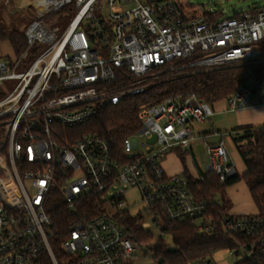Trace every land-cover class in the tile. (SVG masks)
Here are the masks:
<instances>
[{
  "label": "built area",
  "instance_id": "obj_1",
  "mask_svg": "<svg viewBox=\"0 0 264 264\" xmlns=\"http://www.w3.org/2000/svg\"><path fill=\"white\" fill-rule=\"evenodd\" d=\"M70 3L75 14L57 35L43 17ZM33 5L25 48L12 63L0 61V82L17 80L0 98V264H133L135 251L149 249L130 235L126 217L144 233L156 226L158 238L166 224L182 221L222 238L220 247L186 264H216L219 251L230 264H264V216L227 209L214 216L211 209L226 200L224 189L201 197L183 170H163L168 153L190 151L193 124L213 114L195 92L143 106L140 126L122 140L120 154L96 132L76 137L61 129L152 83L226 66L246 67L223 98L229 110L246 108L256 91L264 99V72L258 71L264 68V5L211 17H187L173 0ZM120 70L124 77L116 83ZM255 130L264 143V124ZM189 174L196 180L213 174L224 188L237 175L222 142L207 145L203 171ZM130 188L138 195L128 204ZM53 197L69 216L58 247L50 239Z\"/></svg>",
  "mask_w": 264,
  "mask_h": 264
},
{
  "label": "trees",
  "instance_id": "obj_2",
  "mask_svg": "<svg viewBox=\"0 0 264 264\" xmlns=\"http://www.w3.org/2000/svg\"><path fill=\"white\" fill-rule=\"evenodd\" d=\"M237 14V13H234ZM233 14V15H234ZM203 16H222L221 13H202ZM0 40H7L13 47L15 55H18L26 46L24 30L12 29L6 31L0 22ZM241 66H226L211 71L198 72L178 77L167 78L159 82L148 85L144 91L135 95H127L116 104L108 105L98 111V113L85 123L76 127L61 128L63 131L71 132L73 136L80 137L83 134L96 132L110 143L115 153H121L122 140L129 134L134 133L140 126L139 111L145 105H153L183 92H195L200 99L207 103H213L228 96L232 91L234 82L242 69ZM264 72V68H258ZM124 74L122 70L118 72L116 80H122ZM240 136L243 143L238 142V138H233V142L239 152L246 170L240 176L244 180L251 199L253 200L257 214L264 216V143L260 132L255 129L245 128ZM59 142H63L60 138ZM182 157V156H181ZM184 163V158H181ZM183 164V168H184ZM183 174L190 181L192 189L201 197H207L214 192H222L223 185H220L213 174H208L202 180L191 178L186 168ZM239 177L227 181L230 184ZM227 200L222 205L213 207L210 214L217 215L227 208ZM51 216L53 236L50 238L54 247L64 238L66 233V221L68 213L62 205L60 197L51 199ZM125 225L130 235L141 243L148 244L149 251L153 253L155 260H161V264H186L190 260L210 254L213 248L220 247L223 241L220 236L210 235L199 231L192 223L182 221L165 225V234L170 236V244L161 237L151 242L150 232H138L135 219L126 217ZM138 232V233H137ZM143 236L145 238L143 239ZM175 247V251L170 253L167 248ZM44 264H50L45 260Z\"/></svg>",
  "mask_w": 264,
  "mask_h": 264
},
{
  "label": "rangeland",
  "instance_id": "obj_3",
  "mask_svg": "<svg viewBox=\"0 0 264 264\" xmlns=\"http://www.w3.org/2000/svg\"><path fill=\"white\" fill-rule=\"evenodd\" d=\"M175 1L181 12L190 17L195 14L204 12H218L222 16H231L243 9L251 7H261L264 5V0H173ZM36 7L33 5V0H0V22L4 25L6 31L17 29L23 30L29 22L36 16ZM75 14V9L72 3L65 5L57 13L49 14L43 17L44 25L52 29L57 27V35L61 34L70 19ZM21 68V66H20ZM17 71V69H16ZM16 79H5L0 82V98L8 94L15 86ZM213 114L208 119L201 123H194L195 139L190 141L193 151L195 164L203 171L206 160L207 145L214 144L218 141L223 142L231 158L235 162L238 179L227 184L223 190V194L227 200V211L237 215L251 214L255 212L256 206L250 197L248 189L243 179L240 178L244 170V163L237 152L233 138L240 140L242 131L245 128L256 129L264 124V120L258 121L259 117H264V99L260 91L252 94L249 105L246 109L229 110L227 102L219 100L209 103ZM254 107V108H251ZM3 127L0 126V137L3 135ZM189 151H187V155ZM185 155H183L184 157ZM184 166L191 171L193 162L188 159L184 160ZM174 161H171V166L175 167ZM167 173V172H166ZM137 190L130 188L125 191L124 196L128 204L133 203L137 199ZM140 204L129 208V213L134 214ZM149 221V219H146ZM136 223V222H135ZM137 224V223H136ZM137 226V225H136ZM148 232L151 235V242L158 239V229L154 225H150ZM139 234L144 233L138 229ZM137 232V233H138ZM145 236H143V239ZM161 238L170 244V236L162 234ZM150 243V242H149ZM148 243V249H149ZM135 259L133 264H159V260H155L151 251L144 252L143 250L135 251ZM216 264H230L232 260L226 251H219L213 255Z\"/></svg>",
  "mask_w": 264,
  "mask_h": 264
},
{
  "label": "crops",
  "instance_id": "obj_4",
  "mask_svg": "<svg viewBox=\"0 0 264 264\" xmlns=\"http://www.w3.org/2000/svg\"><path fill=\"white\" fill-rule=\"evenodd\" d=\"M15 58H16V55H15V52H14L13 47L10 44V42L7 41V40H0V61H6L8 63H12ZM20 66L21 65L16 66V69L17 70H21ZM221 100H223V99H221ZM251 108H254V107H251ZM244 109H246V108H244ZM262 120H264V117L260 116L259 119H258V121H262ZM218 142H222V140L221 141H218ZM218 142H216V143H218ZM181 158H184V160L188 159L189 162L190 161L193 162V165L194 166L191 169V171L189 169H187L186 167H184V168H186L189 171V173L195 175L196 173L201 172V169L198 168L196 166V164H195V160H194V156H193V151H192V148H191V145H190L189 154L187 155V153H186L184 157H183V155H179V153H177V152H170V153H168V155H166V157L164 158V160L162 162V167H163V170L165 171V173L167 172V174H174V173L181 172L184 169ZM171 161H174V163L176 164L175 167H172L171 166ZM235 168H236V166H235ZM245 170H246V167H245V164H244V170H243L242 174L245 172ZM236 174H237V170H236ZM236 176H238V174ZM254 213H257V210L255 212H252L251 214H254ZM232 214H234V213H232Z\"/></svg>",
  "mask_w": 264,
  "mask_h": 264
},
{
  "label": "water",
  "instance_id": "obj_5",
  "mask_svg": "<svg viewBox=\"0 0 264 264\" xmlns=\"http://www.w3.org/2000/svg\"><path fill=\"white\" fill-rule=\"evenodd\" d=\"M167 250H168V252L172 253V252L175 251V247H173V246H169V247L167 248ZM143 251H144V252H147V249H144ZM159 262H161V260H159Z\"/></svg>",
  "mask_w": 264,
  "mask_h": 264
},
{
  "label": "bare ground",
  "instance_id": "obj_6",
  "mask_svg": "<svg viewBox=\"0 0 264 264\" xmlns=\"http://www.w3.org/2000/svg\"><path fill=\"white\" fill-rule=\"evenodd\" d=\"M38 2H39V0H34V1H33V3H34L35 5H37Z\"/></svg>",
  "mask_w": 264,
  "mask_h": 264
}]
</instances>
